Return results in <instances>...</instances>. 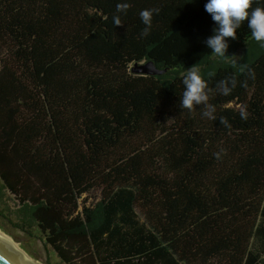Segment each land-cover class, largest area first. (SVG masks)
<instances>
[{"label":"trees","instance_id":"obj_1","mask_svg":"<svg viewBox=\"0 0 264 264\" xmlns=\"http://www.w3.org/2000/svg\"><path fill=\"white\" fill-rule=\"evenodd\" d=\"M206 3L0 0V228L46 264H264V46L213 53ZM195 64L214 119L180 106Z\"/></svg>","mask_w":264,"mask_h":264},{"label":"clouds","instance_id":"obj_2","mask_svg":"<svg viewBox=\"0 0 264 264\" xmlns=\"http://www.w3.org/2000/svg\"><path fill=\"white\" fill-rule=\"evenodd\" d=\"M253 0H207L205 11L209 13L217 27L214 29V34L208 37L204 43L216 55L221 57L226 56L228 50V38L236 39L237 30L243 22H247L248 28L251 31L255 41L264 46V8L256 7L252 9ZM130 7L127 3H118L117 11L124 12ZM250 9H252L250 11ZM159 9H145L140 12V17L144 25H146L142 35H147L152 23L154 13H158ZM116 26H122L119 16L114 17ZM184 91L180 99V106L189 111L196 106L203 105V116L209 119H214L215 108L209 101L208 84L199 73L196 64L187 69L186 75L183 77ZM229 82L221 81L218 85L219 91L223 95L230 94L232 88L236 86V81ZM241 117L246 119L247 113L241 112ZM222 124H227V121L221 119ZM219 158V154H216Z\"/></svg>","mask_w":264,"mask_h":264},{"label":"rangeland","instance_id":"obj_3","mask_svg":"<svg viewBox=\"0 0 264 264\" xmlns=\"http://www.w3.org/2000/svg\"><path fill=\"white\" fill-rule=\"evenodd\" d=\"M137 66H138V63L132 64L131 65V71L136 72ZM136 73H138V72H136ZM83 197H84V195H83ZM99 198H100V196H99L98 192L95 191L89 197L88 203H94V202L98 201ZM0 229L3 232H5L7 235H9L14 241H16L23 250H25L23 248V246H26V249L29 251L28 252L25 250L26 253H28L33 259L38 260L42 263H45L46 257L48 255H50L53 262L57 261V257L55 255V253L51 250L46 249L44 244H43V241L40 240L38 237L29 236L25 232H23L21 230H16L9 225H8V229L11 230V232L15 234V237L13 235L7 233L6 231H4L2 228H0ZM37 236H39V235L37 234Z\"/></svg>","mask_w":264,"mask_h":264},{"label":"water","instance_id":"obj_4","mask_svg":"<svg viewBox=\"0 0 264 264\" xmlns=\"http://www.w3.org/2000/svg\"><path fill=\"white\" fill-rule=\"evenodd\" d=\"M136 72L141 74H157L163 70L158 69L152 61L136 62ZM38 261V260H37ZM39 264H46L38 261ZM0 264H31L22 259L19 254L0 236Z\"/></svg>","mask_w":264,"mask_h":264},{"label":"bare ground","instance_id":"obj_5","mask_svg":"<svg viewBox=\"0 0 264 264\" xmlns=\"http://www.w3.org/2000/svg\"><path fill=\"white\" fill-rule=\"evenodd\" d=\"M0 236L9 243V245L19 254V256L22 259H24L25 261L31 264H39L37 260L33 259L28 253H26V251L23 250L16 241H14L9 235H7L1 229H0Z\"/></svg>","mask_w":264,"mask_h":264}]
</instances>
